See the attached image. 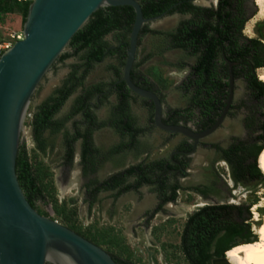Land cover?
Listing matches in <instances>:
<instances>
[{
    "label": "rangeland",
    "instance_id": "rangeland-1",
    "mask_svg": "<svg viewBox=\"0 0 264 264\" xmlns=\"http://www.w3.org/2000/svg\"><path fill=\"white\" fill-rule=\"evenodd\" d=\"M193 4L201 8L216 9L218 0H195ZM244 5L249 20L244 26L243 36L261 38L260 34L264 33V16L259 14L255 0H244ZM191 19L190 14L162 16L147 23L145 27L150 33L139 38L135 73L145 79L160 96L164 119L168 118L170 111L189 108L191 92L186 94L180 86L190 76L197 57L187 51L170 49L167 35ZM22 31L23 22L18 11L0 16V39ZM122 34L111 33L105 37V41L112 48L124 46L129 42L130 35ZM73 53L74 50L68 46L63 54L71 56L63 62L57 60L39 84L31 98L22 130L21 145L25 146L32 171L42 191V196L35 200L34 207L40 215L71 229L117 260L131 264H187L180 250L183 227L192 213L208 204L250 206L251 231L255 234L259 227L257 225L262 224V214L259 211L264 208L257 209L256 219L253 206L259 203L264 205V185L253 182L246 185L235 184L230 166L220 153V150L227 149L232 144H261L258 139L261 132L257 128L260 122L253 128L248 127L252 123L250 117L256 110V104L251 101L242 79L234 80L233 107L223 125L203 140L191 158H185L189 163L185 177L169 175V183L180 186L175 202L167 203L159 213L152 215L159 205L158 194L155 187L143 186L119 197H115V191L101 192L91 206V199L86 191L88 180L102 182L143 161L169 160L170 155L188 140L180 134H170L156 128L151 102L132 94L129 115L133 120V127L143 132L137 136L136 143L131 148L111 153L126 140L123 132L113 124V114L119 101L112 94L101 99L100 104L93 101V115L98 124H104L93 133L94 144L105 157L102 166L94 177H84L79 166L80 148L76 144L74 167L68 176L63 167L62 133L54 136L47 134L48 145L44 153H41L36 148L31 122L37 107L64 84L71 72L76 70L78 75L83 74L84 70L80 68L83 53ZM124 63L123 55L117 53L106 57L102 63L93 65L84 77V87L69 98L56 118L64 119L71 114L72 106L84 88L95 85L109 88L119 81ZM259 70L256 71L258 79L260 73L264 72ZM262 105L261 111H264V102ZM185 116L188 117L189 112ZM257 119L259 120L258 117ZM71 121L80 123L82 117L76 115ZM188 124L194 127L193 122ZM72 126L67 123V130L72 132ZM247 160V163L251 162V158ZM133 181L134 179H129L128 182Z\"/></svg>",
    "mask_w": 264,
    "mask_h": 264
},
{
    "label": "trees",
    "instance_id": "trees-1",
    "mask_svg": "<svg viewBox=\"0 0 264 264\" xmlns=\"http://www.w3.org/2000/svg\"><path fill=\"white\" fill-rule=\"evenodd\" d=\"M137 1L141 4L146 19L174 13L192 15L190 21L182 23L167 37L170 49L187 51L197 57L190 76L181 84L180 89L186 94L191 92L193 110L198 111L200 125L204 129L215 123L226 105L229 63L233 64L231 71L234 80L242 79L245 82L249 97L256 104V110L252 118L250 117L252 123L248 127L253 128L260 122L257 128L261 132L258 137L261 144H232L223 152L224 160L230 166L231 177L235 184L253 182L264 185V177L258 165V157L264 150V111H261L264 102V83L259 81L256 75L258 69L264 68V38L243 36L244 26L249 20L244 0H218L216 9L195 6L193 4L195 0ZM31 2L32 0H0V16L18 11L24 24ZM134 19L135 14L131 7L101 8L71 39L68 46L74 50L73 54L83 53L81 58L83 64L80 68L84 71L81 75H78L76 70L71 72L64 84L37 107L31 128L36 148L41 153H44L48 145L46 135L59 134L66 119L80 113L89 101L102 92L101 85L84 88L76 99L71 114L64 120L55 118L69 98L79 88L84 87V77L92 66L102 63L106 57L117 53H121L123 59H126L124 50H127L129 42L124 46L112 48L105 41V37L115 32H122V36L130 35ZM147 33L150 31L144 26L140 37ZM70 56L62 54L58 61L63 62ZM136 68L134 66L131 72L132 81L141 88L152 90V86L135 73ZM111 86H114L119 101L113 114V124L123 132L124 136L129 137L128 143H121L111 151L117 153L134 146L137 136L143 131L133 127V120L129 115V101L132 96L124 82L120 79ZM190 110L187 108L170 111L164 122L172 125L186 122L185 114ZM86 117L90 120L92 128L98 129L104 126L98 124L96 118L88 111ZM92 131L93 129H89L83 132L79 127H75L74 133H64L65 164L72 163L74 142L80 138L83 140L82 162L85 165L94 164L100 152L93 147ZM250 158L251 162L247 163V159ZM174 168L170 160L143 161L115 173L102 182H91L86 186L91 199L90 205L96 202V196L101 192L115 191V197H119L143 186H151L156 188L159 199V205L152 213L155 215L167 203L176 201L180 186L177 183L170 184L168 179ZM86 170L87 166L84 174ZM16 174L27 201L35 207V200L42 196V191L32 171L24 145H21L18 151ZM129 179H134L133 183H129ZM249 208L250 206L246 205H206L192 213L186 220L180 237V250L186 263L211 264L214 259L225 257L226 252L232 247L255 242L257 237L251 231L252 216ZM259 212L264 214V210ZM112 258L117 264H131L119 261L113 256Z\"/></svg>",
    "mask_w": 264,
    "mask_h": 264
},
{
    "label": "water",
    "instance_id": "water-1",
    "mask_svg": "<svg viewBox=\"0 0 264 264\" xmlns=\"http://www.w3.org/2000/svg\"><path fill=\"white\" fill-rule=\"evenodd\" d=\"M105 7H131L134 11L121 81L132 94L152 103L156 128L192 140L196 149L200 141L220 128L230 110L234 97L232 63L226 105L209 129L197 133L186 125L164 122L158 94L137 86L131 78L141 30L162 17L144 18L139 1L32 0L23 24V39L0 58V264H117L101 247L40 215L27 201L16 174L22 130L33 94L74 35ZM260 36L263 38L264 33ZM211 264L230 263L223 257Z\"/></svg>",
    "mask_w": 264,
    "mask_h": 264
},
{
    "label": "flooded vegetation",
    "instance_id": "flooded-vegetation-1",
    "mask_svg": "<svg viewBox=\"0 0 264 264\" xmlns=\"http://www.w3.org/2000/svg\"><path fill=\"white\" fill-rule=\"evenodd\" d=\"M102 92L101 93H99L98 95H96L93 99H92V101H89L87 104H86V106H85V108L80 112V113H78V114H76V115H81V117H82V121L80 122V123H78V122H72L71 120H72V118L74 117V116H76V115H74L72 118H68V119H66L65 121H64V124H63V127H62V130L60 131V133H62V135H64V133H66V132H69V133H74V131H75V127H79V129L81 130V131H87V130H92L93 129V133L96 131L95 130V127L94 128H92L91 126V124H90V120H88L87 119V117H86V112L88 111L91 115H93L94 113V111H93V108H94V103H93V101H95V102H97V103H99L100 104V101H101V99H104V98H106L107 96H110V95H112V94H115L116 96H117V93H116V90H115V88H114V86H110L109 88H102V90H101ZM151 91H153V89L151 90ZM131 95H132V93H131ZM191 99H192V94H191V97H190V104H189V108L191 109L190 110V112H189V116L187 117V121L185 122V124H183L182 122H180L179 124H183V125H186V126H188V127H190L194 132H197V133H199V132H203V131H205V130H207V129H209L211 126H209L208 128H202V126L200 125V118H199V114H198V111L197 110H193V107H192V104H191ZM228 99V98H227ZM76 101V100H75ZM75 103V102H74ZM73 106H74V104H73ZM72 106V107H73ZM232 107H233V102H232V105H231V107H230V110H229V112L227 113V115H226V117H225V119H224V121L226 120V118L228 117V115H229V113H230V111H231V109H232ZM223 111V110H222ZM60 112V111H59ZM194 113H196V114H194ZM222 113V112H221ZM221 115V114H220ZM57 116V115H56ZM94 116V115H93ZM95 117V116H94ZM56 118V117H55ZM96 118V117H95ZM219 118V117H218ZM217 118V119H218ZM57 119V118H56ZM65 119V118H64ZM64 119H58V120H64ZM216 119V120H217ZM97 120V119H96ZM98 122V121H97ZM189 122H193V124H194V127H192V126H190L188 123ZM216 122V121H215ZM67 123H71V125H73L72 126V132H70V131H68L67 129H68V127H67ZM224 123V122H223ZM77 124V125H76ZM223 125V124H222ZM221 125V126H222ZM220 126V127H221ZM93 133H92V143H93V147L95 148V149H98L97 147H96V145L94 144V141H93ZM184 137V136H183ZM186 138V137H185ZM188 141H187V143H185L183 146H180V147H178L177 148V150H175L171 155H170V157H169V160L172 162V165L175 167L174 168V170H172V175H181L182 177H185V174H186V171L185 170H187L188 169V161L187 160H185V158L186 159H188V158H191V156L196 152V150H197V148L199 147V146H201V144L203 143V140L202 141H200L199 143H198V145H197V147H196V149H194V142L192 141V140H190V139H188V138H186ZM82 143H83V140L80 138V139H78V140H76L75 142H74V153H75V151H76V144H79V148H80V161H79V166L81 167V169H82V175L84 176V177H94L96 174H97V172L99 171V169H100V167L102 166V162H103V160H104V155L103 154H101V152L99 153V156H97V158H95V162H94V164H89V165H85L83 162H82ZM216 147V146H215ZM230 147V146H229ZM228 147V148H229ZM63 148H64V155H65V146H64V144H63ZM227 148V149H228ZM227 149H223V150H220V153H221V155H222V157H223V159H224V154H223V152L225 151V150H227ZM64 155H63V157H64ZM73 161H74V157H73ZM73 161H72V163H69V164H65V161L63 160V167L65 168V170L64 171H67V175L69 176V174H70V172H71V170H72V168L74 167V163H73ZM86 166H87V170H86V173L84 174V169L86 168ZM68 178V177H67ZM106 180V179H105ZM65 181H67V179L65 178ZM91 182H98V181H96L95 179H91V180H88V183H87V185L88 184H90ZM235 183V182H234ZM244 185H246V184H244ZM180 190V189H179ZM178 190V191H179ZM86 191H87V188H86ZM195 191L196 192H199V190L198 189H195ZM200 194H202L203 195V193L200 191L199 192ZM89 205H90V203H89ZM159 213V212H158Z\"/></svg>",
    "mask_w": 264,
    "mask_h": 264
},
{
    "label": "bare ground",
    "instance_id": "bare-ground-1",
    "mask_svg": "<svg viewBox=\"0 0 264 264\" xmlns=\"http://www.w3.org/2000/svg\"><path fill=\"white\" fill-rule=\"evenodd\" d=\"M210 2H216V0H210ZM255 3L259 8V14L264 16V0H255ZM262 70L264 71L263 68L259 71L261 72ZM259 80L264 83V72L260 73ZM258 158V165L264 176V150ZM263 208L264 205L260 203L253 206L256 219L258 217L257 209ZM261 222L262 224L255 230V235L257 236L255 242L237 245L226 252L225 257L230 264H264V214Z\"/></svg>",
    "mask_w": 264,
    "mask_h": 264
},
{
    "label": "built area",
    "instance_id": "built-area-1",
    "mask_svg": "<svg viewBox=\"0 0 264 264\" xmlns=\"http://www.w3.org/2000/svg\"><path fill=\"white\" fill-rule=\"evenodd\" d=\"M22 39L23 32H13L7 35V37L0 39V58L3 53L8 51L17 41H21Z\"/></svg>",
    "mask_w": 264,
    "mask_h": 264
},
{
    "label": "crops",
    "instance_id": "crops-1",
    "mask_svg": "<svg viewBox=\"0 0 264 264\" xmlns=\"http://www.w3.org/2000/svg\"><path fill=\"white\" fill-rule=\"evenodd\" d=\"M124 137H126V140H125L124 143H128V142H129V137H127V136H124ZM127 149H128V148H127ZM158 160H160V159H158Z\"/></svg>",
    "mask_w": 264,
    "mask_h": 264
}]
</instances>
